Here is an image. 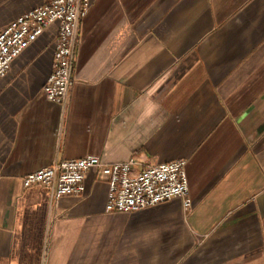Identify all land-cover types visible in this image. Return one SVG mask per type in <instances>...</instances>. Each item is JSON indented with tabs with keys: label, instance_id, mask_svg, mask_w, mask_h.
I'll use <instances>...</instances> for the list:
<instances>
[{
	"label": "crops",
	"instance_id": "obj_1",
	"mask_svg": "<svg viewBox=\"0 0 264 264\" xmlns=\"http://www.w3.org/2000/svg\"><path fill=\"white\" fill-rule=\"evenodd\" d=\"M45 1L0 0V31ZM58 31L0 79V264H264V0H91L63 105ZM87 155L187 159L191 210L107 211L96 170L83 197L24 184Z\"/></svg>",
	"mask_w": 264,
	"mask_h": 264
},
{
	"label": "built area",
	"instance_id": "obj_2",
	"mask_svg": "<svg viewBox=\"0 0 264 264\" xmlns=\"http://www.w3.org/2000/svg\"><path fill=\"white\" fill-rule=\"evenodd\" d=\"M91 0H46L20 15L0 31V79L19 57L52 24L59 25L52 70L43 90L50 101L65 104L74 84L75 55L79 45L81 19ZM185 158L148 164L139 169L136 157L106 163L97 155L55 161L23 177L26 187L39 185L51 197H83L90 171L101 172L108 181L106 210L130 213L168 202L182 201L188 213L193 206Z\"/></svg>",
	"mask_w": 264,
	"mask_h": 264
}]
</instances>
